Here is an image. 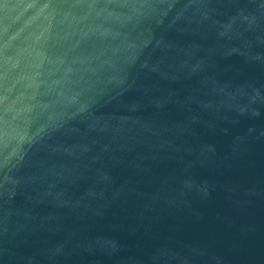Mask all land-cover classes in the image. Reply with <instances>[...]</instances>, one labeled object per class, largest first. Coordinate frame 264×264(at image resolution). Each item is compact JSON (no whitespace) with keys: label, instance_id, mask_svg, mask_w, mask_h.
<instances>
[{"label":"water","instance_id":"obj_1","mask_svg":"<svg viewBox=\"0 0 264 264\" xmlns=\"http://www.w3.org/2000/svg\"><path fill=\"white\" fill-rule=\"evenodd\" d=\"M0 264H264V0H0Z\"/></svg>","mask_w":264,"mask_h":264}]
</instances>
